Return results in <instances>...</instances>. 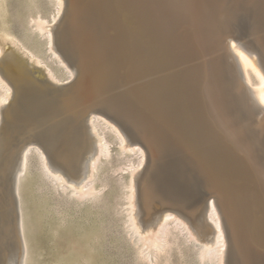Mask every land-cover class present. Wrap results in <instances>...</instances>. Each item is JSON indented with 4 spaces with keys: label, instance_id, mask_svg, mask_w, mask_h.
Instances as JSON below:
<instances>
[{
    "label": "bare ground",
    "instance_id": "bare-ground-1",
    "mask_svg": "<svg viewBox=\"0 0 264 264\" xmlns=\"http://www.w3.org/2000/svg\"><path fill=\"white\" fill-rule=\"evenodd\" d=\"M124 1L117 0L114 12V0H52L55 13L49 20L48 14L41 17L37 0H27L28 29L45 40L46 55L55 58L61 76H75L70 87L62 88L57 84L63 77L48 55L34 50L38 42L32 48L29 39L14 33L15 15L9 1L0 0V264L104 262L99 234L106 230L100 227L99 233L95 208L108 185L99 182L100 170L104 163L112 164L116 140L120 152L111 169L122 175L114 180L119 191L127 190L122 193L128 212L123 221L138 264H173L171 250H180L182 231L196 242L200 262L245 264L237 220L244 210L239 202L251 213L254 241L264 247V0H128L126 6ZM113 13L120 25L118 34L110 37L106 29ZM111 39L126 46L133 70L145 79L149 135L141 136V128L129 118L131 127H121L118 116L123 113L110 105L114 101L108 96L100 105L76 103L70 115L52 114L54 101L76 100L87 90L86 81L92 80L99 60L124 54L111 49ZM70 58L79 72L69 65ZM99 73L93 79L98 86ZM32 151L50 174L48 186L69 189L76 197L74 205L88 208L86 225L79 222L77 227L47 217L52 228L34 263L27 238L31 206L25 210L23 199L25 191L34 195ZM134 155L141 156L136 160ZM199 186L202 193L196 190ZM204 190L218 192L219 205ZM38 195L31 207L36 220L33 215L31 219L40 224L50 211Z\"/></svg>",
    "mask_w": 264,
    "mask_h": 264
},
{
    "label": "rangeland",
    "instance_id": "rangeland-1",
    "mask_svg": "<svg viewBox=\"0 0 264 264\" xmlns=\"http://www.w3.org/2000/svg\"><path fill=\"white\" fill-rule=\"evenodd\" d=\"M9 1V5H10V10H11V12H12V14L13 15H15V16H13L14 18H13V31H14V33L21 39V37L23 38V41L25 40V39H27L26 41L28 42V39L30 40V41H32L33 40V42H28V46H30V47H32V48H34L33 46V44H35V43H37V44H35V45H38V47H36V49L34 48V50H38V51H40V53H41V50H42V53H41V55L43 56V57H47V55L48 54H50L49 52H46L47 51V49H46V45L44 44V42H45V40L42 38V39H40V38H38L35 34L33 35L32 33H31V31H30V28H31V26L29 27V29H28V25H27V12L29 11V9H27V7L29 8V6L27 5L28 4V2H27V0H8ZM25 1V2H24ZM47 1V2H46ZM50 1V2H49ZM52 0H37V2L39 3L38 5H41V7L40 8H43V9H41V17L44 15V17L48 14L49 16H47L48 18H49V20H53V13H55L54 11H55V7H54V5L52 4V2H51ZM124 1V0H123ZM42 2V3H41ZM127 2H128V0H125L124 1V3H122V4H124V6H126L127 5ZM44 3V4H43ZM47 3V4H46ZM49 3V4H48ZM52 5V7H50L49 5ZM45 5V6H44ZM118 5H119V3L117 4V0H116V3H115V0H114V3H113V6H114V12L118 9ZM27 6V7H26ZM44 6V7H43ZM13 7V8H12ZM24 7H25V9H24ZM54 7V8H53ZM52 9V10H50V9ZM18 12H17V11ZM51 11V14L49 13V11ZM54 10V11H53ZM18 13H16V12ZM36 11H37V14L39 13V15H37V17L38 16H40V11H39V9L37 10H35V11H33V14H34V16H36ZM53 12V13H52ZM52 17H51V16ZM15 17H16V19H15ZM17 17H19V18H17ZM47 17H45V18H47ZM22 18H24L25 20H24V22L25 23H23V21L22 20H20V19H22ZM52 18V19H51ZM15 19V20H14ZM17 23H16V22ZM19 21H20V23H19ZM21 22H22V24H21ZM19 23V24H18ZM119 25H120V18L119 17H117L114 13H113V16H111V20H110V24L107 26V29H106V31H107V34H108V36H110V37H112V36H116L117 34H118V27H119ZM21 26V27H20ZM27 28V31H26V29H25V27ZM24 27V28H23ZM24 30H23V29ZM22 30V31H21ZM29 30V31H28ZM25 31V32H24ZM23 34L24 35H27V36H25V37H23ZM30 34H32V35H30ZM29 36V37H28ZM33 37V38H32ZM37 37V38H36ZM41 40V41H40ZM37 41V42H36ZM110 41V47H111V49H113V47H115V49L117 50V51H123L124 52V54L122 55V56H116L115 58H113V59H109V58H106V59H103V60H99V68L96 70V71H93V73H92V75H91V78L90 79H92L91 81H86V86L88 85V88H87V90L86 91H84V92H86V93H84L83 92V94H81V96L78 98V99H73V100H69V101H66L65 103H59L58 101L56 102V101H54V103L52 104V107H51V111H52V114H59L60 112L61 113H63L64 112V114L65 115H70L72 112H75V109H76V106H77V104L76 103H80L81 102V104L83 105V106H87V105H89L90 103H94V104H97V105H100V104H103V102H100L101 101V99H103V98H106L107 96L109 97V98H111V99H113V103L114 104H112V103H110V102H112V100L110 101V100H108V101H110V102H108L107 101V103H110V105H114L115 106V108L117 109V110H119L120 112H124L125 111V109L127 108V107H131L132 109H135L134 110V112H135V114L134 113H132V114H128V117L127 118H129V120L130 121H133L134 123H135V117L137 116V117H141V119H142V122H143V126L144 127H146V130L145 131H147L148 129H147V125L145 124V120H146V114H145V103H144V96H143V85H144V81H145V79L143 78V76L141 75V74H139V73H137L135 70H133V66H132V64H131V61H130V56L127 54V55H125L126 53H128L127 52V50H125L126 49V46L124 45H120V43H114L113 41H112V39L111 40H109ZM29 43H31L30 45H29ZM112 43H113V45H112ZM40 44H41V48L39 47L40 46ZM45 45V46H44ZM43 46V47H42ZM45 47V48H44ZM38 48V49H37ZM119 48V49H118ZM39 49H41V50H39ZM43 51H45V53L43 52ZM46 55V53H48L46 56L44 55V54ZM49 56L50 55H48V61L50 62V64L52 65V66H54L55 67V69H56V71L58 72L57 74L59 75L60 74V77L62 78L63 76H61L62 74H63V72H61V71H59V69H57L56 68V64H55V58L53 57V58H49ZM128 56V57H127ZM119 57V58H118ZM52 59H53V62H52ZM116 59V60H115ZM119 59L121 60V61H119ZM113 60V61H112ZM103 62L105 63V66L106 67H104L103 66ZM122 63V64H121ZM128 63H130V64H128ZM101 65H102V67H101ZM126 65V66H125ZM108 66V67H107ZM112 66V67H111ZM128 67V68H127ZM106 68V69H105ZM126 68V69H125ZM103 69V70H102ZM131 69V70H130ZM123 70L125 71V72H123ZM128 70V71H127ZM98 72H100L99 74H101V75H99V77H101L100 79H101V85L100 86H98V85H96L95 84V82H94V80L93 79H95V77H98ZM102 72V73H101ZM108 72V73H107ZM109 73H110V75H109ZM112 73V74H111ZM75 75H76V72H75ZM112 75V76H111ZM113 75H115V76H113ZM131 75H133V76H131ZM137 75V76H136ZM69 76V75H68ZM67 76V77H68ZM94 76V77H93ZM130 76V77H129ZM75 77V76H74ZM73 77V78H74ZM133 77V78H132ZM65 76L63 77V80H61L62 81V83H59V84H57L58 85V87H62V88H65V87H70V85H71V81H73V78H65ZM112 78V79H111ZM126 78H127V80H126ZM108 79V80H107ZM119 79V80H118ZM143 79V80H142ZM112 80V81H111ZM131 80H134V81H131ZM142 80V81H141ZM141 81V82H140ZM91 82V83H90ZM126 82V83H125ZM136 82H138V83H136ZM8 83V82H7ZM121 83V84H120ZM132 83H133V85H132ZM142 83V84H141ZM118 84V85H117ZM91 85V86H90ZM117 87H116V86ZM120 85V86H119ZM139 85V86H138ZM9 86H11V88L13 87L11 84H9ZM125 86V87H124ZM126 87L128 88V89H126ZM137 87V88H136ZM140 87H141V89H140ZM11 88H10V90H11ZM13 89V92H14V88H12ZM130 90V91H129ZM134 90V91H133ZM139 92H138V91ZM11 93H13L12 92V90L10 91ZM95 92V93H94ZM128 92V93H127ZM101 94V95H100ZM124 94V95H123ZM138 94V95H137ZM133 96V97H132ZM136 96V97H135ZM113 97H115V99L113 98ZM116 97H117V100H116ZM135 97V99L132 101V99ZM81 98V99H80ZM120 98V99H119ZM86 99V100H85ZM127 99V100H126ZM84 101V102H83ZM94 101V102H93ZM131 101V102H130ZM56 102V103H55ZM142 102V103H141ZM122 105H121V104ZM71 105V106H70ZM4 106L5 105H3V107L1 108V110L4 108ZM59 106V107H58ZM69 106V107H68ZM74 107V108H73ZM126 107V108H125ZM60 108V109H59ZM125 108V109H124ZM59 110H63V111H59ZM124 114V113H123ZM0 118L3 120L4 119V115H3V110H2V113H1V116H0ZM2 120H1V123H2ZM137 127V126H136ZM137 128H139V127H137ZM141 130V129H140ZM31 133H33V130H31L30 131ZM149 132V131H148ZM149 135V134H148ZM115 142H117V140L115 141ZM113 143L112 144V164H110V163H108V162H106V163H104V165L102 166V169L100 170L101 171V173H100V176L102 175L103 177H100L99 179L102 181H99L100 183H102V184H105L106 183V185L107 186H105L104 188H103V190L100 192V194H99V199H98V202H97V204H96V208H95V210L98 212V219H99V225H98V230H99V233H100V231H101V229H99L100 227L101 228H103L102 230L104 231V230H106V232L105 233H103L102 231H101V233L99 234L100 236H101V234H103V236H101L100 237V239H99V242H100V246H99V248L101 249L100 251H101V253H102V259H103V263L102 264H135V262L138 264L139 262L136 260L137 258H135L134 256H136V253H134L135 251L131 248V246H130V244H129V238H127L126 236H127V233H126V231H125V224H124V219H127V217H125V216H127V214H128V212H127V208H126V205H125V203L127 202V200L125 199V195H123L122 193H126V189H124V190H121V192L119 191L120 189H119V187H118V185L116 184V182H114V180L115 181H117V179L118 178H120L122 175L121 174H119L120 172H114V164H116L117 163V161H116V159H117V157H118V155H119V153L118 152H120V151H118L119 150V144H117V143ZM115 146V147H114ZM33 152V153H32ZM30 154H29V158H31V159H29L31 162V164H30V170H31V172L33 173L32 174V176H33V181L34 182H36L35 183V185L33 186L34 187V189H33V194L34 195H32L31 193H29L28 192V194L26 193V191L24 192V203H25V210H28L29 209V205L31 206V207H35V200L34 199H36V196L35 195H38V200H39V197H40V201L41 202H43V205L46 207V209H47V212H49V213H46V215H45V217H46V219H45V217H44V219L42 220V222L40 223V224H38V222L36 221L35 223H34V221L36 220V218H35V212H34V207L33 208H31L30 207V211L33 213H31L30 211L28 212V213H26L27 215H28V220L31 222V223H29L28 221H27V223L30 225H32V223H34V225H36L35 227H34V225H32V226H27V233L29 234V236H30V232H31V237H29L28 235V237L27 238H29L28 239V242H30L29 243V247H30V250H31V258H32V262L33 261H35V258H36V255H37V252H38V250H39V248H40V244H41V242L43 241V239L44 238H46L47 237V234H49L50 233V231H51V228H52V226H51V224H52V222L50 221V220H47L48 218L49 219H52L53 220V222H55V223H57V224H62V223H60V222H63V223H65L64 224V226H66V222H68L69 224H71V222L72 223H74V225L77 227V226H79V224L80 223H82V224H84V225H86V221H84L85 220V218H84V216H86L87 215V210H88V208L86 207V208H84L85 206H76V205H74L75 203H74V197L75 196H73V195H71V193H70V190L69 189H67V188H65V187H57V189L55 188H52V187H50V186H48L49 184H50V182H49V180H50V174L49 173H47V171L45 170V172H44V169L42 170L41 169V161H40V158L38 157V154L36 153V152H34V151H32ZM117 152V153H116ZM115 153V154H114ZM35 155V156H34ZM114 155V156H113ZM31 156H34L35 157V159H34V157L32 158ZM137 156V157H136ZM141 156V155H140ZM139 155H134V159H138L139 157H140ZM36 158H38V159H36ZM39 161V162H38ZM116 161V162H115ZM35 162V163H34ZM38 163V164H37ZM106 164V165H105ZM108 164V165H107ZM35 165H37V166H35ZM39 166H40V168H39ZM104 166H108V167H104ZM35 167V168H34ZM111 167H113V169H111ZM33 169V170H32ZM40 169H41V171H42V174L41 175H39L41 172H40ZM108 169V170H107ZM110 169V170H109ZM113 170V171H112ZM34 171V172H33ZM104 171V172H103ZM108 171V172H107ZM37 172V173H36ZM44 172V173H43ZM46 173V174H45ZM48 174V175H47ZM103 174H105V175H103ZM37 176L38 177H40V179H38L37 178ZM41 176H43V178H41ZM35 178V179H34ZM44 179V180H43ZM36 180H38V181H36ZM40 180V181H39ZM41 181H43V182H41ZM105 181V182H104ZM107 182H109V183H107ZM38 183H40V184H38ZM44 185H43V184ZM47 183V184H46ZM47 186H46V185ZM117 185V186H115V185ZM112 185H114V187L116 188H112L113 186ZM43 187L45 188L46 187V189H44L43 190ZM36 188V189H35ZM42 188V189H41ZM47 188H49V189H47ZM66 190H65V189ZM62 189H63V191H62ZM34 190H35V192H34ZM40 191H42V192H40ZM46 192L49 194H46ZM55 192V193H54ZM60 192V193H59ZM41 193V194H40ZM45 193V194H44ZM53 196H52V195ZM70 194V195H69ZM55 195V196H54ZM59 195V196H58ZM62 195V196H61ZM110 195V196H109ZM28 196V198H26ZM34 196H35V198H34ZM57 196V197H56ZM100 196H101V198H100ZM115 196V197H114ZM33 197V198H32ZM44 197V198H43ZM49 197V198H48ZM123 197V198H122ZM26 198V199H25ZM42 198V199H41ZM46 198V200H45V203H44V199ZM53 198V199H52ZM76 198V197H75ZM64 199V200H63ZM105 199H107L106 200V202L104 201ZM116 199V200H115ZM31 200V201H30ZM63 200V201H62ZM72 200V201H71ZM29 201V202H28ZM67 201V202H66ZM109 201H111V204H110V202ZM113 201V202H112ZM115 201V202H114ZM72 202V203H71ZM108 202V203H107ZM118 202H120V203H118ZM33 203H34V205H33ZM48 203H50V204H48ZM118 205H117V204ZM107 204H108V206H109V208H108V206H107ZM110 204V205H109ZM112 204H114V205H112ZM124 204V205H123ZM51 205H52V207H51ZM54 205V206H53ZM115 205H116V207H115ZM120 205V206H119ZM245 205V204H244ZM243 205V203H241V202H239L238 204H237V206L238 207H240L241 206V208H242V206H243V208H242V210H244V212H242L243 214V216L241 217H239L237 220L239 221V227H240V230H241V232H240V241H241V256L243 257V262L245 263V264H264V247H261V246H259L258 244H257V242L256 241H254L255 239H254V235H252L251 234V231H250V221H251V213H247V211H246V208H245V206ZM113 207V209H111L112 207ZM261 206L263 207V205L261 204ZM28 207V208H27ZM51 207V208H50ZM75 207V208H74ZM77 207H78V210H77ZM111 207V208H110ZM122 207L124 208V209H122ZM128 207V206H127ZM82 208V209H81ZM84 208V209H83ZM116 208H117V210H116ZM119 208H120V210H119ZM100 209V210H99ZM109 210V212H108V210ZM121 209H122V211H121ZM99 210V211H98ZM75 211H77V212H79V213H76ZM117 211V212H116ZM118 211H121L120 212V214H118L117 215V213H119ZM124 211V212H123ZM85 212V213H84ZM110 212H112V213H110ZM76 214V216H75V214ZM101 213V214H100ZM104 213V215H102ZM115 213V214H114ZM30 214H31V216H30ZM55 214V215H54ZM74 214V215H73ZM80 214H82L81 216H79ZM84 214V215H83ZM109 214H112V216L111 215H109ZM122 214V215H121ZM34 216V221L32 220L33 219V216ZM54 215V216H53ZM69 215V216H68ZM101 215V216H100ZM50 216V217H49ZM52 216V217H51ZM56 216V217H55ZM65 218H64V217ZM71 216L72 217H74L75 216V218H71ZM119 216V217H118ZM48 217V218H47ZM68 217V218H67ZM80 217H82V218H80ZM32 218V219H31ZM63 218V219H62ZM80 218V219H79ZM84 218V219H83ZM58 219V220H57ZM61 219V220H60ZM76 219V220H75ZM108 219V220H107ZM122 219V220H121ZM73 220H75V221H73ZM101 220H103V221H101ZM46 221V222H45ZM80 222V223H79ZM102 222H103V224H102ZM42 225V227L40 228V226ZM48 225H50V226H48ZM104 225V226H103ZM38 226V227H37ZM33 227V228H32ZM51 227V228H50ZM104 227H106L105 229H104ZM31 228H32V230H31ZM36 228H39V230L38 229H36ZM45 228L46 229H48V230H45ZM29 230V231H28ZM31 230V231H30ZM36 230V233L35 232H33V231H35ZM45 230V231H44ZM248 230V231H247ZM37 231H39L38 233H37ZM34 233H35V236H34ZM40 233V234H39ZM182 233H183V235H182ZM182 233L180 234V242H181V247H180V250H177L178 248L175 246H173V250H171V256H173V257H171L172 258V263L173 264H188L187 262H188V260H189V264H208L207 262H200L199 261V258L197 257V251H198V246H197V244H196V242L195 241H193L192 239H188L186 236V231H182ZM106 234V235H105ZM124 235V236H123ZM186 235V236H185ZM105 236H106V238H105ZM48 237H50L49 235H48ZM250 237V238H249ZM35 238V239H34ZM119 238V239H118ZM124 238V239H123ZM189 241H188V240ZM115 240V241H114ZM126 240H128V241H126ZM39 241V242H38ZM129 244H127L126 242ZM192 242H193V244H192ZM37 243V244H36ZM183 244H184V246H183ZM193 245V246H192ZM187 246V247H186ZM190 246V247H189ZM244 246V247H243ZM261 247V248H260ZM34 250H33V249ZM175 248V249H174ZM177 248V249H176ZM185 248V249H184ZM131 249V250H130ZM248 249V250H247ZM35 250H37V251H35ZM182 250H183V252H182ZM187 250V251H186ZM197 250V251H196ZM247 250V251H246ZM249 251V252H248ZM36 252V253H35ZM105 252V253H104ZM183 254H182V253ZM188 252V253H187ZM246 252V253H245ZM33 253H35V254H33ZM174 253H176V254H174ZM191 253V254H190ZM174 254V255H173ZM190 254V255H189ZM104 255V256H103ZM109 255V256H108ZM35 256V257H34ZM184 256V257H183ZM188 256V257H187ZM246 256V257H245ZM108 257V258H107ZM177 258V259H176ZM251 258V259H250ZM135 259V260H134ZM182 259V260H181ZM188 259V260H187ZM196 259V260H195ZM112 260V261H111ZM174 260V261H173ZM195 260V261H194ZM187 261V262H186ZM197 262V263H196ZM259 262V263H258ZM34 263V262H33Z\"/></svg>",
    "mask_w": 264,
    "mask_h": 264
},
{
    "label": "water",
    "instance_id": "water-1",
    "mask_svg": "<svg viewBox=\"0 0 264 264\" xmlns=\"http://www.w3.org/2000/svg\"><path fill=\"white\" fill-rule=\"evenodd\" d=\"M68 63H69V65L72 68H74L76 70V72H79V66L75 62V59L74 58H70V60H68ZM134 110L135 109H132L129 106L123 112L124 114H119V116H118V123H119V125L121 127L122 126L123 127L126 126L127 128L128 127L129 128L131 127V125L128 123L129 121H128V118L127 117H128V114H132V113L135 114ZM135 125L141 128V130H140L141 131V136L148 135V133L144 129V126H143V122H142L141 117H137V116L135 117ZM190 171L193 172L194 174H196V172H197L196 169H190ZM195 176H197V175H195ZM196 190H198L199 193H202L203 192L202 191V187H200V186H199V188L197 187ZM204 193H206V195H207V197H208L209 200L212 199V198H214V200L216 201L217 205H219L220 197L218 195V192H215V191H213V192H207V191L204 190ZM233 251H235V253H238V251L236 249H234ZM237 260H240V258L237 257Z\"/></svg>",
    "mask_w": 264,
    "mask_h": 264
}]
</instances>
